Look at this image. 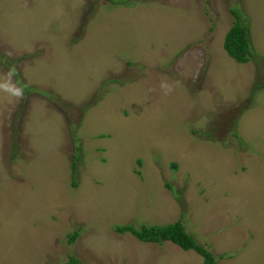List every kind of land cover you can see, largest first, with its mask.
<instances>
[{
  "label": "rangeland",
  "instance_id": "1",
  "mask_svg": "<svg viewBox=\"0 0 264 264\" xmlns=\"http://www.w3.org/2000/svg\"><path fill=\"white\" fill-rule=\"evenodd\" d=\"M178 219L264 264V0H0V264H202L115 231Z\"/></svg>",
  "mask_w": 264,
  "mask_h": 264
},
{
  "label": "trees",
  "instance_id": "2",
  "mask_svg": "<svg viewBox=\"0 0 264 264\" xmlns=\"http://www.w3.org/2000/svg\"><path fill=\"white\" fill-rule=\"evenodd\" d=\"M116 1V0H114ZM236 16V20L227 31L224 37V48L229 55L237 62L247 63L249 59H255L256 52L252 48L250 34L248 33L247 26L240 20L238 11H233ZM21 85H24V81H21ZM252 97L251 94L248 96ZM138 162H140L138 160ZM175 165V164H174ZM76 184V182H73ZM170 187L169 184H166ZM117 233H131L135 238L144 242H156L162 243L165 241H171L183 250H195L202 256V264H217L214 255L203 245L197 243L194 236L190 234L184 227L181 219L166 224H142L139 227H135L132 224L126 223L115 226ZM77 231L68 235L69 241H74L77 237ZM55 264H85L78 257L73 254H68L67 258L63 262H57Z\"/></svg>",
  "mask_w": 264,
  "mask_h": 264
},
{
  "label": "clouds",
  "instance_id": "3",
  "mask_svg": "<svg viewBox=\"0 0 264 264\" xmlns=\"http://www.w3.org/2000/svg\"><path fill=\"white\" fill-rule=\"evenodd\" d=\"M144 242V241H143Z\"/></svg>",
  "mask_w": 264,
  "mask_h": 264
}]
</instances>
